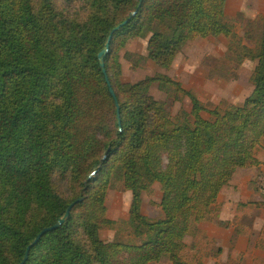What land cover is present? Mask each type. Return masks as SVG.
<instances>
[{"label": "trees", "instance_id": "trees-1", "mask_svg": "<svg viewBox=\"0 0 264 264\" xmlns=\"http://www.w3.org/2000/svg\"><path fill=\"white\" fill-rule=\"evenodd\" d=\"M227 2L0 0V264H21L72 205L26 264H187L175 240L191 238L194 248L203 224L228 226L221 192L238 191L239 173L263 165L264 31L251 52L227 49L236 79L244 62L257 66L252 93L222 114L168 74L123 83V61L170 72L199 39L237 41ZM126 22L113 35L105 75L98 56ZM138 40L148 41L146 54L126 50ZM153 89L189 99L191 121L176 125ZM147 176L160 187L161 217L143 213ZM111 191L131 195L128 220L109 219ZM125 229L132 242L102 237Z\"/></svg>", "mask_w": 264, "mask_h": 264}, {"label": "rangeland", "instance_id": "rangeland-1", "mask_svg": "<svg viewBox=\"0 0 264 264\" xmlns=\"http://www.w3.org/2000/svg\"><path fill=\"white\" fill-rule=\"evenodd\" d=\"M226 10V20L228 23L234 24L235 32L238 35L237 41H228L224 38L219 40L199 39L187 47L185 54L179 57L170 72L151 62H148L143 68L133 70L131 64L123 61L124 85L130 87L145 77L168 74L176 82H180L183 88H191L196 94L199 93L202 96L203 104L210 111L216 110L222 114V111L228 109L230 105L241 104L254 89V70L257 62H244L238 72V79H236L235 71L226 65L225 54L227 49L251 52L257 46L264 31V0H228ZM147 43V40L134 41L126 45V50L146 54ZM221 65H226L225 67L231 72L230 76L223 78V73H227L228 70L219 71L218 68ZM151 94L157 100L167 102L168 110L177 125H182L187 120L191 121L190 100L180 92L174 91L172 96H168L153 89ZM203 117L211 119V115L207 112L203 113ZM257 158L263 163L261 168L241 171L234 180L238 191L229 188L221 192V194L223 193L221 202H219L223 211L221 218L226 219L225 224L228 225L221 229L227 230L226 236L220 243L216 241V247L213 249L205 246L204 257L215 258L212 254L215 255L219 244H222L224 248L219 247V253L216 252L217 256L220 255L217 260L238 258L233 247L238 248V251L248 259L253 258L256 252L264 254L260 251H252L256 248L255 245L263 239L264 196L261 191L264 188V145L257 150ZM147 182L150 189L144 195L143 213L152 218L161 217L160 187L150 176H147ZM130 204L131 195L129 193L111 191L107 200L109 219L113 221L128 220ZM237 212H240L241 215H238ZM227 217H231V221H228ZM246 229L249 230L247 241L246 239L242 240L241 234ZM102 237L105 239L116 237L126 242L133 241L128 229L117 235L115 232L105 231L102 233ZM175 244H177L176 248L182 260L199 258L195 251L191 254L192 246L189 242L176 240Z\"/></svg>", "mask_w": 264, "mask_h": 264}, {"label": "crops", "instance_id": "crops-1", "mask_svg": "<svg viewBox=\"0 0 264 264\" xmlns=\"http://www.w3.org/2000/svg\"><path fill=\"white\" fill-rule=\"evenodd\" d=\"M186 90H191V88H188ZM198 96H199V100L202 102V100H201L202 96L199 95V93H198ZM190 104H191V102H190ZM174 123H175V121H174ZM178 126H180V125H178ZM222 194L219 197L218 202H221L220 200H221ZM222 214L223 213H221V217H222ZM237 214L241 215L240 212H237ZM221 219L224 222L226 221V219H224V218H221ZM227 219H228V221H231V217H227ZM211 225L212 224H203L201 226V229L205 232V236L203 235V236H201V238H199V240H197L196 246L194 248H193V242L191 241V238H187L184 240V241L189 242L190 245L192 246L191 254L193 253V251H195V253L198 254V257H199V258H195L192 260H184L187 264H264V254H260L259 252H256V251H260V252L264 253V229L262 230L263 239L255 245L256 248H254L252 251L256 252V253H255V255H253V258H251V259L246 258L244 254H242L238 251V248L233 247L235 249V254L238 258H225L222 260H217V258H219L220 255L217 256L216 252L219 253V250H220L219 247L224 248V246L222 244H219V247H217L215 255H214V253L212 254V256H215V258L204 257L206 248H211V249L215 248L216 247V241L220 243L225 238L226 232H227V230H225V229H221V228H218L214 225L213 226H211ZM248 232H249V230L246 229L241 233L242 234V240L246 239V241H247V239L249 237ZM212 238H214V239H212ZM199 241H201V242H199ZM207 241H209V242H207ZM205 246H206V248H205ZM247 251H248V249H247ZM258 257H261V258H258Z\"/></svg>", "mask_w": 264, "mask_h": 264}, {"label": "water", "instance_id": "water-1", "mask_svg": "<svg viewBox=\"0 0 264 264\" xmlns=\"http://www.w3.org/2000/svg\"><path fill=\"white\" fill-rule=\"evenodd\" d=\"M141 2H143V0H141ZM136 15V14H133V16ZM128 24V22L124 23L123 25L117 27L114 32L111 34V36L109 37L108 39V42L106 44V48L105 50H103L100 54H99V61H100V66H101V69L103 71V73L106 75V69H105V56L108 54L109 50H110V43L112 41V38H113V35L114 33L120 31L124 26H126ZM106 80H107V83H108V86L110 88V93L111 95L113 96V98L116 100V106H117V110H118V119H119V127H120V131L121 130V127H122V124H121V121H120V106H119V103L117 102V99H116V95H115V92L113 91V89L111 88V84L109 83V80H108V77L106 76ZM81 201V200H80ZM74 205L70 206L69 209L67 210L66 214L64 215L63 218L59 219L58 223L53 226V227H50V228H47L45 229L42 234L28 247V250H27V253H26V256L23 260V262L21 264H26L28 258H29V255H30V252L31 250L39 244L40 240L45 236L47 235L48 233H51L53 231H56V230H59L61 229L65 223L69 220L70 218V212L72 210Z\"/></svg>", "mask_w": 264, "mask_h": 264}]
</instances>
